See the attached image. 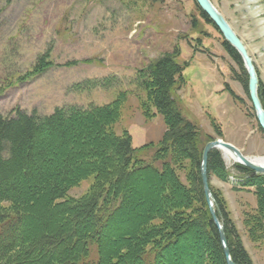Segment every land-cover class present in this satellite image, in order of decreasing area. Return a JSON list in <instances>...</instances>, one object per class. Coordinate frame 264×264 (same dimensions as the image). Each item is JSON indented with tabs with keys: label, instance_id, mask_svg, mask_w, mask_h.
Here are the masks:
<instances>
[{
	"label": "trees",
	"instance_id": "1",
	"mask_svg": "<svg viewBox=\"0 0 264 264\" xmlns=\"http://www.w3.org/2000/svg\"><path fill=\"white\" fill-rule=\"evenodd\" d=\"M222 44L241 69L233 70L235 78L248 91L241 55L225 39ZM179 55L178 48L166 52L145 68L147 101L142 106L149 117L155 110L163 115L167 126L151 160L143 154L153 144L135 147L130 132L114 130L120 97L88 109L56 108L44 117L18 111L6 118L0 113V264H167L176 249L191 257L192 264H228L201 176L203 150L213 138L183 114L175 96L186 82ZM48 56H40L30 75L50 65ZM259 95L264 105L262 81ZM235 169L255 188L261 215L256 221L264 234V174L251 175L243 164ZM212 174L226 181L230 175L216 148L208 157L215 209L232 260L253 264L226 199L211 185ZM90 177L88 192L69 196L72 187ZM137 180L155 184L136 195ZM135 197L141 199V209L130 205ZM191 237L198 239L194 248L183 241Z\"/></svg>",
	"mask_w": 264,
	"mask_h": 264
},
{
	"label": "rangeland",
	"instance_id": "2",
	"mask_svg": "<svg viewBox=\"0 0 264 264\" xmlns=\"http://www.w3.org/2000/svg\"><path fill=\"white\" fill-rule=\"evenodd\" d=\"M211 1L244 42L264 84V0ZM196 3L0 0V113L6 118L18 111L44 117L56 108L88 109L120 97L123 102L114 130L130 132L135 147L153 144L143 154L150 159L167 126L155 108V115L149 117L142 106L147 101L145 68L152 59L178 48L186 82L175 96L183 114L213 139L230 142L247 156L264 157V132L249 92L235 78L241 69L223 46L222 33L202 18ZM44 54H49L50 65L30 75ZM220 151L230 175L226 181L212 174L211 185L226 199L253 264H264L255 188L238 176L235 165L241 163ZM180 174L185 180V171ZM92 183L93 177L81 181L69 196L81 197ZM151 184L155 182L135 181L136 195ZM140 202L135 197L130 205L141 209ZM183 241L194 248L198 239ZM180 250L167 264H180V260L192 264V258Z\"/></svg>",
	"mask_w": 264,
	"mask_h": 264
},
{
	"label": "water",
	"instance_id": "3",
	"mask_svg": "<svg viewBox=\"0 0 264 264\" xmlns=\"http://www.w3.org/2000/svg\"><path fill=\"white\" fill-rule=\"evenodd\" d=\"M199 7L210 17L219 31L222 33L224 39L228 41L241 55L244 66L249 76L248 92L252 100L253 106L256 112V118L261 129L264 132V105L259 95L260 78L252 57L247 50L244 42L237 35L222 13L215 7L211 0H196ZM227 149L233 152L241 164L251 169V175L263 174L264 164L255 163L250 156L243 154V152L234 144L227 142L221 138L212 139L204 147L202 164H201V176L206 195V200L212 213L213 219L219 228L221 241L224 248V253L228 264H236L230 254L229 247L227 245V237L223 222L220 220L217 211L215 209V202L212 190L210 188L209 176H208V157L212 149Z\"/></svg>",
	"mask_w": 264,
	"mask_h": 264
},
{
	"label": "bare ground",
	"instance_id": "4",
	"mask_svg": "<svg viewBox=\"0 0 264 264\" xmlns=\"http://www.w3.org/2000/svg\"><path fill=\"white\" fill-rule=\"evenodd\" d=\"M225 157L228 159H233L234 161H239V157H237L233 152L222 148ZM251 159L257 164H264V157H251Z\"/></svg>",
	"mask_w": 264,
	"mask_h": 264
}]
</instances>
